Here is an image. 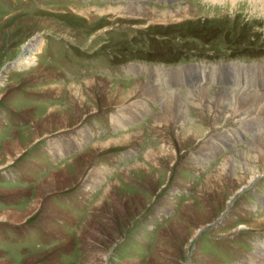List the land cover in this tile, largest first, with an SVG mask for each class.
Wrapping results in <instances>:
<instances>
[{"label":"rangeland","instance_id":"rangeland-1","mask_svg":"<svg viewBox=\"0 0 264 264\" xmlns=\"http://www.w3.org/2000/svg\"><path fill=\"white\" fill-rule=\"evenodd\" d=\"M257 3L0 0V264H257L264 156L247 184L218 170L255 156L264 117L210 100L243 93L263 106L264 75L225 82L198 68L264 66ZM122 6L146 12L101 14ZM189 66L204 86L171 93L146 71ZM198 88L210 89L201 106ZM178 95L181 119L165 116Z\"/></svg>","mask_w":264,"mask_h":264},{"label":"bare ground","instance_id":"bare-ground-1","mask_svg":"<svg viewBox=\"0 0 264 264\" xmlns=\"http://www.w3.org/2000/svg\"><path fill=\"white\" fill-rule=\"evenodd\" d=\"M211 2L213 3H219V4H224L226 2L228 3H232L234 1H239V0H210ZM253 1V0H252ZM258 1V3L260 2V0H256ZM262 3H263V6H264V0H261ZM142 3H144V1H141ZM257 3V4H258ZM256 4V3H255ZM258 6V5H257ZM264 8V7H262ZM145 9L142 8V7H138V6H125V7H113L109 10H107V12H104L101 13V14H107V13H112V14H116L118 16H123V11L125 12V15H131V16H142V14L146 11H144ZM144 11V12H143ZM155 11V10H154ZM153 14V13H152ZM148 15V14H146ZM140 16V17H141ZM153 16L155 18H163L164 15L162 12H159L157 11L156 14H153ZM144 17H147V16H144ZM159 21V20H157ZM30 49V48H29ZM23 65H30V64H33L34 62V57H33V54H26L24 58H22V60L20 61ZM198 66V65H197ZM196 66H189V67H184V68H178V69H164V68H156V67H152V68H149V69H146V71L148 72V74L152 77V74L155 75L156 72H160L164 75L163 79L162 80H158V82L164 87H169V86H173L174 88L172 89V92H178L177 90V82H188V79L189 80H195L197 79V75H196V72L199 74V72L197 71V69L195 68ZM234 66L233 65H222V66H214L212 67L213 68V71L212 69H208L207 67L205 66H198L199 70H202L204 72V75L207 76H211V74H216L219 76V79L220 80H225L223 75H231V73H234L235 76L232 77V80L234 79L236 82L240 83L242 78L246 77L247 74H251L254 72V71H257L258 75L257 77H259L261 74L264 75V72H260V71H264V66L263 67H258V68H254V69H251L250 66H241V67H237V68H233ZM141 69V68H140ZM139 69V70H140ZM246 69H249L251 70L250 73L247 72ZM138 70V71H139ZM209 70V74L206 73L207 71ZM242 70V71H241ZM241 71V72H240ZM238 74H243L244 76H242L240 79H237L236 77L238 76ZM166 75H170V77H167ZM183 75V77H182ZM175 76V77H174ZM182 77V78H181ZM201 77V76H200ZM256 77V78H257ZM264 78V76H261ZM165 78V79H164ZM195 78V79H193ZM199 78V77H198ZM203 78V77H201ZM205 79V78H203ZM248 79V78H247ZM198 80V79H197ZM206 80V79H205ZM249 80V79H248ZM251 80V79H250ZM167 81L170 82V84L168 85L167 84ZM229 81V80H228ZM227 80H225V82H228ZM252 81V80H251ZM193 81H190V83H192ZM253 82V81H252ZM156 84H154L155 86H159L160 85L155 82ZM189 83V84H190ZM195 83L194 87L191 88L190 90L194 89L196 86H204L206 83L203 82V81H196L193 82ZM255 83V82H254ZM172 84V85H171ZM86 85V84H85ZM187 85V84H186ZM185 86V85H184ZM153 88V87H152ZM244 88V87H242ZM158 89V88H157ZM240 89V88H239ZM209 88H198L196 90H193L196 93V96L193 94H190V99L191 98H195L197 105L198 106H201L202 102H204L206 96H207V93H209ZM245 90V89H244ZM150 91V90H149ZM153 91V90H152ZM164 91V90H163ZM157 92V91H156ZM155 92V93H156ZM245 92V91H244ZM72 93L75 95V96H78L79 93L73 89ZM151 93V92H150ZM170 93V94H171ZM129 94V93H128ZM144 94V93H143ZM149 94V92H148ZM175 94V93H174ZM249 94V93H248ZM155 95V94H154ZM176 95V94H175ZM161 96V92H158L156 93V98H159ZM209 96V95H208ZM255 98H251L250 96L248 95H245L243 93H239L236 97H235V100H233L231 98V96H226L225 93H221V92H217L216 93V99H212L209 100L211 101V103H213L214 105L217 104V105H224V104H227L228 103L230 104V106L228 105V107H230V109L232 111H234V113L236 114L238 112V114L241 113L240 116L242 115H245L244 113H246V110L245 107H248V108H259L258 111L256 112V114L258 112H261V115L262 117H264V105L262 106V104H260V102L262 101V98L261 97H258L256 95H254ZM163 97V96H162ZM125 98H127V96H125ZM187 100V99H186ZM193 100V99H192ZM233 100V101H232ZM170 101V100H169ZM212 104V105H213ZM193 105L194 102H193ZM204 105V104H203ZM254 105V106H253ZM185 103L181 101L180 99V96H173L172 97V100L170 103H166L164 106H163V112H164V115L167 116V117H178L179 119H181L179 116H182L183 114V111H184V108H185ZM212 107V106H211ZM217 109V108H216ZM252 111V110H251ZM255 111V110H254ZM186 113V112H185ZM237 116V115H236ZM261 117V116H260ZM245 118V117H244ZM254 119V118H253ZM243 123V122H242ZM256 124V123H255ZM184 125V124H183ZM254 126V125H253ZM257 127V126H255ZM261 128V127H260ZM247 129V128H246ZM193 130V129H192ZM196 130V129H194ZM256 129L254 128V131ZM200 133V137L203 136L204 132L201 130L199 131ZM251 133V132H250ZM197 136V134L195 132H192L190 135L187 134L183 137L184 138H195ZM219 137H217L218 139ZM221 139V138H220ZM224 139V138H223ZM229 139V138H228ZM255 140H253V143H254V147L251 149L252 151H254L255 153V156H252L250 154H247V153H244V154H241L240 157H241V162L239 164H236V161H234L233 159H229V160H223L221 161L220 163V167H219V170L218 172L220 171V174L222 175V177L220 178L222 181L225 179V177L228 175L231 174V176H235L236 173H239V171H244L245 173H247V181H246V184L247 183H250L252 182L253 180H255L256 178H258L257 176L259 175H262L261 174V170H258L256 167H254V164L258 163L259 161V157L260 156H264V132L260 130L259 133H257V135L253 138ZM219 140V139H218ZM217 140V141H218ZM226 140V139H225ZM224 140V141H225ZM216 141V139L214 140ZM227 142V141H226ZM225 144V143H224ZM207 150H211V149H207ZM248 150V149H247ZM210 152V151H209ZM250 152V151H249ZM211 153V152H210ZM253 153V154H254ZM212 154V153H211ZM236 155V154H235ZM217 172V174H218ZM220 175V176H221ZM260 177V176H259ZM227 179V178H226ZM219 180V182L221 181ZM222 183V182H220ZM219 183V185H220ZM264 202V200H263ZM263 248L262 246L260 248H257V251L259 252V254L256 252V255L255 257L253 258L255 261L256 259H258V262L257 264H264V253L262 251ZM263 259H262V258ZM256 264V263H255Z\"/></svg>","mask_w":264,"mask_h":264},{"label":"water","instance_id":"water-1","mask_svg":"<svg viewBox=\"0 0 264 264\" xmlns=\"http://www.w3.org/2000/svg\"><path fill=\"white\" fill-rule=\"evenodd\" d=\"M10 65V64H9ZM202 231H200V233H201Z\"/></svg>","mask_w":264,"mask_h":264}]
</instances>
